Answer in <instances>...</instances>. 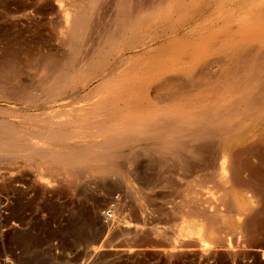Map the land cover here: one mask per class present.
Here are the masks:
<instances>
[{"label":"rangeland","instance_id":"1","mask_svg":"<svg viewBox=\"0 0 264 264\" xmlns=\"http://www.w3.org/2000/svg\"><path fill=\"white\" fill-rule=\"evenodd\" d=\"M114 3L115 0H0V264H264V146L259 149H262L260 158L250 159L249 168L240 165V160L232 162L233 167L234 163L240 165L234 167L236 170L241 167L245 170L240 169L239 173L242 186L230 187L231 184L225 185L219 180L222 176L218 165L220 156L214 145L217 137L207 136L209 140L191 142L207 143V153L204 152L212 162L204 154L202 158H195L185 152L186 149H180L177 156L171 154L168 156L171 159L167 157L164 162L145 149L120 159L121 154L113 144H106L104 156L94 151L95 144L84 142L97 143L110 135V132L100 133L97 122L113 118L109 109L104 113L92 111L94 106L108 101L104 91L89 92L97 84L96 80L86 89L88 92L79 85L78 89L63 96L69 98L80 90L76 98L56 102L52 108L42 107L45 96L36 86L41 77L33 79L28 75L29 69L24 65L26 53L39 58L38 65L45 59L59 60L69 53L70 47H63L60 40L66 27L65 9L70 15L84 6L88 10L91 29L86 31V42L90 37L94 41L105 38L108 27L114 25ZM170 4L165 3V12L161 9L152 19H160L162 13L170 10ZM185 4L183 2L180 10L184 9L172 21L179 26L176 28L181 34L173 35L174 30L168 29L166 37L159 39L162 28H155L146 32L145 39L141 38L149 42L150 51L161 44L170 45L163 61H169L177 53L179 47L171 43L176 38L182 43L200 39L207 43L221 38L227 40L224 26L228 23L235 29L244 25L250 29L256 24L261 26L264 20L263 14H252L264 6V0H187ZM189 11L196 14L190 23L183 18ZM105 24L107 27H103ZM122 37L117 42L121 47ZM242 37L233 38L229 43L240 42ZM262 38L264 29H259V40ZM85 41L81 47L84 51L79 56L84 63L95 50L94 45L91 49V44ZM259 45L255 43L248 50L260 49ZM263 49L259 55H264ZM142 52L141 44L132 50H120L125 59L121 69L148 61V56L146 58ZM207 55L214 64H218L217 59L225 61L226 56L220 52ZM93 72L92 69L83 71L68 81V87L77 80H85ZM20 85L26 86H22L25 89L22 93H11L20 89ZM34 98L39 103H34ZM47 117H50L48 120L53 118L55 125L42 121ZM117 118L119 113L110 125L113 129L118 126ZM72 120L75 122L61 127L63 122ZM245 125L233 132L229 144H255L251 136L264 137L263 121ZM51 129L68 132L66 140L51 143L37 135L38 130ZM24 137L31 142L42 139L41 144H21ZM143 137H139L143 139L141 147H150ZM209 144L215 146L213 151ZM38 148L66 151L63 153L74 155V160L78 156V159L67 162L51 150L49 154ZM127 152L123 150L122 154ZM181 153L182 158H177ZM59 160L65 165L60 166ZM208 163L211 165L207 166ZM202 169L210 171L209 174H204L206 171ZM111 172L121 175L116 177ZM226 174L230 176L229 171ZM189 190L193 192L189 194ZM113 199L117 200L115 219L107 223L103 210Z\"/></svg>","mask_w":264,"mask_h":264},{"label":"bare ground","instance_id":"2","mask_svg":"<svg viewBox=\"0 0 264 264\" xmlns=\"http://www.w3.org/2000/svg\"><path fill=\"white\" fill-rule=\"evenodd\" d=\"M83 2L84 1H82V3ZM167 2H171L172 4L170 10L166 13H162L163 16L159 14V16H161L160 19L157 20L155 17L156 20H153V16L158 14V12H161L163 10V6ZM183 2L185 4L187 3V0H115V8L111 7L115 9L116 13L113 28L112 25L109 26L112 29L108 27L109 31H107L105 38H102L101 36L102 39H95L96 41H94L90 37L88 38L87 42L85 41L87 39L86 37L88 36L86 31L89 32V29H91V20L87 13L88 10L84 6L83 9L78 10L77 8L78 11L73 10L75 11V14L72 11L74 15H70L69 10L66 11L64 8L65 11H63V17L65 18L66 27L65 29L63 28L65 31L63 30L64 32H62L60 40L63 47H70L69 53L63 55L64 58L59 60L54 58L52 60L45 59L40 62L43 66H41V64L38 65L39 63L37 62L39 58L33 57V53H26V62L24 65H26L29 69L28 75L33 79L41 77L36 86L39 88V90H41V94L45 96V98L42 100L44 102L41 104L43 108H52L56 102H63V100L65 101L66 99L74 98L73 96L76 98V95L80 93V90L73 92L72 96L69 98H64L63 96H65L66 93L70 92L71 90L73 91L78 89V87H80L79 85H83L82 90L86 91V89H89V86L92 83L95 84V82H93L94 80L97 81V84L92 89H90L89 92H106L108 101L94 106L92 111L98 110L104 113L106 110H110V113H112L111 115L113 116L112 119L109 118L107 121H101L102 119L99 118L101 120L100 122H97L100 125L99 132H110V135L105 134L106 136L97 143H88V141L84 142L91 145L95 144L93 148L94 151L101 152V154L104 156L106 154V148L108 147L106 144H113L121 154L118 156L119 159L123 155L134 156L137 154V151H140L139 149H141V151L142 149L148 150L163 162L165 158L167 160L171 154H176L177 156L182 151L181 150L179 152L180 149H186L187 151H184L190 152V154H192L195 158H202L203 154L207 157L205 154V149L208 147L207 143L193 144L191 142L198 141L199 143L200 140L208 139V137H213V139L217 137L218 142H216V144L212 140L216 147L212 146L211 144L209 145H211V150L214 147L217 148V152L220 156L218 165L222 176L219 180L225 185L231 184L230 187H234L236 185L240 187L242 186L240 185L242 181H240L241 178L239 179V173L242 167L239 170H236L234 167L237 166V164L234 163L235 166L233 167L232 162L236 160L235 162L238 163L239 161L237 160H240V165H242L244 168H249L250 159L253 157L260 158L259 152L262 149L260 151L259 149L264 146V137H260L259 135H254L250 138V140H253L255 144H229V140L232 138L233 132H235L237 129H241L240 126H244L245 124H247L245 126H248L249 124L258 123L259 121L264 122V55H259V51L264 47V38L259 40V29H264V20L261 26L256 24L250 29L246 25L235 29L233 28L234 26L230 27V23H228V26H224L227 40L221 38L219 41L216 40L214 42L207 43L205 39H200L198 41L190 40L187 43H182L180 41L181 39L176 38L171 43L172 45L179 47L177 49V53L174 52L176 54H173L172 58H168L169 61H163L164 54H166L167 50L171 49L170 45L166 46L165 44H161L158 49L150 51L148 50L149 42L144 41L141 38L144 37L145 39V36H147L146 32L149 30H155V28L160 30L162 28L163 30L160 31L161 35L159 36V39L166 37L165 33L168 29L174 30L173 35L174 33L178 34L179 32L177 28L179 26L173 25L174 23H172V21L174 16L176 17V15H179L180 11L184 9L183 8L180 10L183 6ZM104 7L107 6L104 5ZM107 9L108 8H106V10ZM104 10L105 9H103V11ZM255 13H261L264 16V6L259 9L257 8V10H254L252 14ZM101 14L99 13V15ZM195 17V11L193 13L189 11L186 12L185 17L183 18H185V21L190 23V21L192 22ZM228 21L230 22L231 19ZM100 23H103V21ZM186 24L187 23L185 22L182 25L185 26ZM59 25H61V23ZM104 26L107 27L106 24L103 25V27ZM191 32L192 31H189L188 34H191ZM58 35V37H60V34ZM122 36L125 37L123 38ZM177 36L178 35H176V37ZM215 36L216 34L213 35V38ZM239 36H243L242 41L233 44L229 43L231 39L237 38ZM121 37L123 38V47L118 46V40ZM84 41L88 45L91 44V49L94 45L93 48L95 49L94 52L91 51L93 54L88 59L89 61L85 63L84 61L79 60L81 54L83 53L82 51H84L81 48ZM255 43L258 45L259 43L262 44L261 46L259 45L260 49L248 50V48ZM140 44L142 47L143 56H146V58L148 56V61L136 62L124 69H121L125 66V59L120 53V50H132ZM209 52H212V54L219 52L225 53V61L221 62V60L219 61V59H217L218 62L216 63L218 64H214L215 61L214 63H211V60L213 61V59H209V55H207ZM86 58L87 57H85V59ZM80 61L84 64H82ZM47 63L49 64L47 65ZM20 64L22 65V62ZM87 69H92L94 71L91 76L83 81L77 80L71 83L72 85L68 87L69 80L74 79L78 76V74H81ZM5 73H7V70ZM19 76L21 75L19 74ZM25 85H20V89L18 88L13 90L11 93L14 91V94L22 93L23 89L26 88ZM22 86L24 87L23 89ZM84 94L86 93L84 92ZM32 100H34V103H39L35 98ZM82 110L83 109L80 111ZM85 111H87V109ZM127 112L128 114L126 115ZM103 113H101V115ZM117 113H119V118H122H117L116 122L118 121V124H116L118 126L113 129V127L111 128V124H114ZM98 115L100 116L99 113ZM107 115L110 114L108 113ZM48 118L50 117H47L42 121L55 125L52 121L53 118L50 120H48ZM84 118H87V116ZM226 119L227 123L225 122ZM92 121H94V119ZM73 122L75 121H65L61 124V127L69 126ZM94 122L96 123V120ZM56 125L60 126V124L57 123ZM67 133L68 132H65L63 129L44 132H39L38 130L37 135L47 142L56 143L57 141L66 140ZM140 136H144L145 139H147L144 140L146 141L145 144H149L151 146L148 148L141 147V140L143 139H139ZM77 137H79V135ZM84 137L85 136L82 138ZM70 138L76 140V138ZM90 139L92 140L91 137ZM41 140L38 139L37 142H31L30 139L24 137V141H22L21 144H41ZM77 140L80 139L77 138ZM89 147L90 145L88 148ZM208 149L210 150V148ZM37 150H40L41 152L48 151L46 153L50 154L51 149L48 150L38 148ZM123 150L128 152L126 154H122ZM63 152H58L55 149L54 151L51 150V153L55 155L57 154V156L60 158H65L67 162H74L76 159H78V156H76L74 160V155L68 156L67 154L69 153ZM263 155L264 153L262 156ZM180 157L182 158V153L177 158ZM211 160L209 157L210 162H212ZM199 161L201 160H198V162ZM58 163L60 166L63 164L62 160ZM214 163H217V161ZM208 165L210 166L211 163H208L207 166ZM240 165L238 164V166ZM72 169L75 170V168ZM68 170L71 171V169ZM204 171H206L204 174H209L210 172L209 170V172H207V170H203V172ZM228 171L230 176H227L226 174ZM77 172L78 171L76 170V173ZM196 172H198V170ZM200 175H202V173ZM192 192L193 191L190 192L189 190V194ZM223 202L225 203V200H223Z\"/></svg>","mask_w":264,"mask_h":264},{"label":"built area","instance_id":"3","mask_svg":"<svg viewBox=\"0 0 264 264\" xmlns=\"http://www.w3.org/2000/svg\"><path fill=\"white\" fill-rule=\"evenodd\" d=\"M117 200L113 199L112 202L106 209L103 210V218L105 222L110 223L115 219V210H116Z\"/></svg>","mask_w":264,"mask_h":264}]
</instances>
